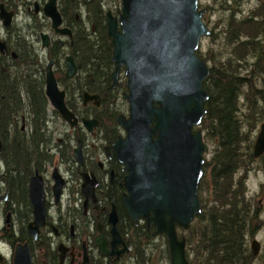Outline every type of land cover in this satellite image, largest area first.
<instances>
[{"label":"flooded vegetation","instance_id":"obj_1","mask_svg":"<svg viewBox=\"0 0 264 264\" xmlns=\"http://www.w3.org/2000/svg\"><path fill=\"white\" fill-rule=\"evenodd\" d=\"M47 2L48 0H0V74L9 75L17 70L23 50H27L28 46L41 63L40 54L44 53L49 61H54L52 70L58 88L65 92V105L77 119V125L70 128L47 101V117L41 128L45 136L43 132L40 136L51 138L52 141L41 143L40 149L33 145L32 149L25 150L29 157L21 159L17 164L12 159L13 151L7 148V144L12 142L8 140L15 134V140L20 141L32 129L28 125L27 114L23 112V93H18L22 110L16 117H12L10 112L5 118L0 114V264H13L16 247L23 244L29 247L32 264H81L84 251L90 264H125L131 258L145 262L148 247L151 255L158 247L153 242L165 239L163 236H153V228L148 234L144 221L133 222L127 216L123 200L126 193L124 177L127 173L112 148L113 142L123 137L122 129L116 124L118 135L111 143L107 142L105 131L108 128L101 126L102 120L93 116L102 105L101 96L87 91L81 92L77 83L83 82L81 73L91 63L87 56H78V53L87 52L89 49L77 47L75 29H86L89 38L97 36L95 26L86 19L87 6L100 8L104 13L107 39V13L117 16L121 9V0H71V3H67V0H56L57 11L62 19L61 27L71 32V38L60 36L52 30L50 24V31L57 37L56 41L51 38L50 31L45 32L46 21L50 23L43 14ZM42 34L49 36L48 48L42 47ZM107 44L111 48L109 40ZM97 51L102 49L99 47ZM66 57H71L76 67V73L70 78L65 77ZM119 77L116 88L111 86L112 89L119 90ZM85 94L99 96V105L96 106L93 101L84 104ZM1 98L0 96V113ZM83 120H96L97 126L88 130L83 126ZM58 121L66 130L55 137L52 131L58 128L55 125ZM11 130H15L12 135ZM4 131H9L6 137L1 136ZM41 154L47 158H41ZM259 159H264V155ZM262 172L260 213L257 216L259 222L254 232L249 230L246 237L252 256L247 264H253L262 250V244L256 237L261 230L264 231V216L260 221V214H264V165ZM31 182L37 198L42 196L40 200L45 212L44 222L37 228L36 240L29 234V227L34 228L35 222L34 205L30 198ZM115 218L117 222L113 224L112 220ZM142 225L145 227L144 236L139 239L142 231L138 228ZM112 231L115 240L122 242L114 249L119 252L125 246L127 252L119 256L103 257L96 240L100 238L105 241L107 251L111 252L114 239ZM186 231L178 229V237H185L183 233ZM253 240L259 243L257 256L252 254Z\"/></svg>","mask_w":264,"mask_h":264},{"label":"water","instance_id":"obj_2","mask_svg":"<svg viewBox=\"0 0 264 264\" xmlns=\"http://www.w3.org/2000/svg\"><path fill=\"white\" fill-rule=\"evenodd\" d=\"M43 14L58 35L71 38L62 28L56 0H48ZM204 11L198 0H121L117 16L107 13V39L112 48V88H116L121 68H124L127 92L122 98L128 105V116L119 115L115 123L123 130L112 144L115 156L127 173L124 177V206L133 222L144 221L148 234L163 236L170 264H190L185 253L186 239L177 230L186 231L201 213L198 187L203 176L207 147L200 127L206 114L209 95L203 84L209 67L197 56L202 38L210 31L204 25ZM42 47H49V36L41 35ZM54 61L45 67V97L50 106L70 128L77 119L65 105V92L58 88L52 70ZM65 77H73L76 67L71 57L65 58ZM100 103L97 95H84V104ZM88 130L96 120H83ZM253 158L264 154V123L255 139ZM34 228L30 236L36 240L37 228L43 224L45 212L42 196L37 198L32 187ZM117 219L112 220L115 224ZM113 233V231H112ZM114 238V233H113ZM108 252L105 241L96 244L104 256L127 252L114 248L122 242L115 238ZM253 256L259 243H251ZM13 264H32L27 244L17 245ZM90 264L86 251L82 263Z\"/></svg>","mask_w":264,"mask_h":264},{"label":"trees","instance_id":"obj_3","mask_svg":"<svg viewBox=\"0 0 264 264\" xmlns=\"http://www.w3.org/2000/svg\"><path fill=\"white\" fill-rule=\"evenodd\" d=\"M233 4L236 6L238 1ZM86 10V19L95 26L97 36L89 38L86 29H75L77 47L89 49L78 53V56H87L91 63L81 73L83 82L77 83L81 92L101 96L102 105L93 116L102 120L101 126L108 128L105 132L107 142L111 143L118 135L115 120L120 115L117 102L122 95L118 89L111 88L112 51L105 37L104 13L95 6H87ZM236 18L231 10L223 31L225 42L232 48V55L209 67V75L203 84L209 95L205 103L206 114L200 127L194 129L203 131L207 150L198 187L201 213L183 233L187 242L185 253L190 264H247L252 260L246 237L249 230L254 232L260 205H253L247 197L246 182L257 160L252 154L254 141L251 132L264 121V88L253 87L258 83L264 85V0L245 18ZM99 47L102 51H97ZM197 56L200 58L199 52ZM249 60L253 63L248 64ZM16 68L9 75L0 74V114L5 118L10 112L12 117H16L22 110L18 93H23V112L27 114L28 125L32 129L20 138L21 142L15 140V130H11L13 138L8 141L12 142L7 144L8 150L14 153L12 159L18 164L21 159L29 157L25 150L32 149L33 145L40 149L41 143L52 139L40 136L42 132L45 136L41 128L46 121L48 106L44 93L43 62L28 46L27 50H23ZM242 107L247 114L240 116ZM8 133L4 131L1 136L6 137ZM208 144L212 148L209 150L210 158L206 159ZM40 157L47 158L42 154ZM144 229V225L138 228L142 231L139 239L143 238Z\"/></svg>","mask_w":264,"mask_h":264},{"label":"rangeland","instance_id":"obj_4","mask_svg":"<svg viewBox=\"0 0 264 264\" xmlns=\"http://www.w3.org/2000/svg\"><path fill=\"white\" fill-rule=\"evenodd\" d=\"M238 1V4L235 6L232 3V0H198V8L201 10L205 11V14L202 18L203 23L205 26L211 31V35L209 37H204L201 39L199 48L197 52H199L200 58L204 59L208 65V67H211L213 63H217V61L221 60H226L231 57L232 53V48L230 45H228L225 40H224V31L223 29L226 26V22L228 19V16L230 14L231 8L233 7V10H235V14L237 16V20L243 19L246 16H248L251 11H253L258 5L261 0H234ZM50 29V23L47 20L46 21V26H45V32H49ZM50 36L53 38V40L56 41L57 37H54L55 35L50 31ZM64 55H67L66 51H63ZM40 57L42 59V62L44 63V67L47 65L49 59L47 56L43 53L42 55L40 54ZM61 65L63 63V60L60 61ZM253 61L249 60L248 64H252ZM241 66H245V64L241 63ZM253 73V72H252ZM254 80V79H253ZM126 77L124 75V69H121L120 77H119V84L121 85L119 87L118 93L123 94L126 93ZM254 88L259 89V88H264V85H258ZM247 90V87L243 89V92ZM242 103V101L240 102ZM118 109L121 115L127 117L128 116V105L126 100H124L122 97L118 99ZM261 105H259L260 107ZM242 114H247V111L245 110L244 107H242L241 113L239 115L241 116ZM260 122L257 124L256 128L252 130L251 132V138L254 141L258 132H259V127L261 125ZM58 128L53 132V135L55 137L59 136L58 134H63V132L66 130L64 125L58 123L55 124ZM52 130V129H51ZM201 130V129H199ZM246 131L247 128H244ZM202 134L203 131L201 130ZM122 135L124 136L123 130H121ZM212 146L208 144V155H206V159L210 158L209 155V150H211ZM263 165H264V159H257L255 160V163L253 164L254 170L249 174L247 182H246V188H247V197L250 199L251 203L255 205L256 203L259 204V201L261 199L260 195V188H261V183L263 182ZM260 205V204H259ZM261 208V212H262ZM259 213H260V208H259ZM264 214H260V221L263 220ZM259 222V220H258ZM257 224V222H255ZM256 239L262 244V250L261 253L258 257L255 258V261L253 264H264V231L261 230ZM158 245L156 249H154L150 255L149 247L148 251H146V256H145V262H138L137 260H134L133 258L127 259L125 261V264H169V260L167 257L166 253V246H165V241H162L160 239L155 240L153 242V245ZM152 245V244H151ZM151 247V246H150Z\"/></svg>","mask_w":264,"mask_h":264},{"label":"bare ground","instance_id":"obj_5","mask_svg":"<svg viewBox=\"0 0 264 264\" xmlns=\"http://www.w3.org/2000/svg\"><path fill=\"white\" fill-rule=\"evenodd\" d=\"M209 71H210V70H209ZM263 155H264V154H263ZM263 155H262V156H263ZM259 158H260V157H259ZM259 158H258V159H259ZM101 256L106 257V256H104V255H102V254H101Z\"/></svg>","mask_w":264,"mask_h":264}]
</instances>
